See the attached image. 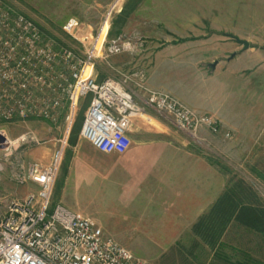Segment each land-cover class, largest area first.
I'll return each instance as SVG.
<instances>
[{
    "label": "rangeland",
    "instance_id": "1",
    "mask_svg": "<svg viewBox=\"0 0 264 264\" xmlns=\"http://www.w3.org/2000/svg\"><path fill=\"white\" fill-rule=\"evenodd\" d=\"M3 1L15 11L33 19L44 36L48 37L46 39L78 52L81 49L79 42L62 30L63 23L72 16L79 18L83 24L82 34L89 33L88 27L92 30L93 39H84V43H93L114 0ZM133 2L131 0L127 6L126 0H122L121 11H112L105 43L107 48L111 40L118 37V42H131L130 49L110 54L105 59L97 57L94 66L96 80L127 78L125 85L140 94L132 74L142 70L144 80L150 87L170 92L199 113L207 109L206 112L221 115L228 126L235 127L234 130L226 131V124L216 133L208 129L206 132L200 130L197 138H194L176 129L155 110L148 109L155 119L170 130L166 131L175 140L190 143L216 162L224 172L225 187L242 180L251 186L247 192H252L255 201L264 206V178L259 175V172L264 173V117L257 116L264 115V0H145L144 4L131 7ZM125 5L128 9L126 13ZM131 8L136 9L129 12ZM123 19L124 23L121 24ZM106 29L104 26L97 39L98 51ZM232 36L248 41L249 47L243 48ZM178 37L187 40L173 42ZM89 97L78 109L74 122L76 126ZM255 114L256 117H252ZM137 121V124L162 131L159 124L144 115H138ZM26 122L33 123L32 127L26 128L19 120L3 123L2 127L10 137L27 130L45 141L59 137L60 132L47 130L46 121ZM52 144L49 141L14 151L4 160L0 180L4 174L10 184L23 185L10 181L11 171L19 164L37 161L32 159L31 148L52 147ZM68 145L69 142L61 167L69 152ZM2 154L0 149V160H3ZM104 161L101 154L91 161L96 172L102 174ZM86 168L85 161L75 165L80 172L86 173ZM81 178L78 173L60 174L54 185L53 201H60L100 223L111 224L109 222L119 216L115 202H112V191L104 186L99 187L94 176L93 180ZM11 195L5 198L6 207L11 200L24 197L14 192ZM217 251L214 260L219 264H264V236L238 224L225 231Z\"/></svg>",
    "mask_w": 264,
    "mask_h": 264
},
{
    "label": "built area",
    "instance_id": "2",
    "mask_svg": "<svg viewBox=\"0 0 264 264\" xmlns=\"http://www.w3.org/2000/svg\"><path fill=\"white\" fill-rule=\"evenodd\" d=\"M120 2L110 3L93 43H84L93 35L90 27L88 34H82L79 18L72 16L63 23L62 30L80 44L77 52L46 39L33 19L0 0V174L4 160L14 151L53 142L47 161L19 164L11 171V180L31 182L37 188L20 200H11L0 216V264H148L105 235L91 217L61 203L52 206L68 137L79 104L88 96L78 136L103 153H123L129 147L128 133L135 119L149 117L145 106L194 138L202 128L213 133L220 130L215 117L191 109L168 91L150 87L142 70L132 74L140 94L125 85L127 78L96 80L97 57L105 59L130 49L131 42H118V37L105 46L109 17L113 10L121 11ZM104 26L107 29L98 51L96 42ZM15 120L46 121L61 134L47 141L31 130L10 137L2 124Z\"/></svg>",
    "mask_w": 264,
    "mask_h": 264
},
{
    "label": "crops",
    "instance_id": "3",
    "mask_svg": "<svg viewBox=\"0 0 264 264\" xmlns=\"http://www.w3.org/2000/svg\"><path fill=\"white\" fill-rule=\"evenodd\" d=\"M144 1L136 0L135 2L134 0L131 7L142 5ZM129 4L131 0H126V5ZM126 5L125 13L128 10ZM135 9L131 8L129 12ZM85 100L80 102L79 108ZM182 102L193 109L186 102ZM148 109L152 108L145 106V114L149 116L147 118L159 124L162 131L146 127L141 123L137 124L138 121L134 122L128 133L131 143L123 153L100 152L90 143L79 138L82 117L77 133L68 137L69 152L65 155L62 167L59 169L55 185L60 174L75 173L76 175L78 173L82 180L89 178L93 180L94 176L99 187L109 188L112 191V202H115L119 216L115 221L113 220L114 223L109 222L111 224L104 221L100 223L97 219L94 221L105 235L114 238L120 245L145 259L148 264H219L214 260L215 255L218 254L219 240L225 231L238 226L239 223L231 221L226 230L221 233L220 238L213 243L202 237L203 230L207 226L200 224L195 227V224L225 190L224 172L215 161L190 143L175 140L167 133L170 130L155 119ZM206 111L207 109L202 114L215 117L220 128H224L227 124L230 129L224 128L226 131L235 129L234 126H228V122L224 121L218 113ZM257 116L264 117V115ZM252 117H256V114ZM61 121L60 119L59 123ZM23 123L26 128L33 125L31 122ZM45 123L47 130L54 129L60 132L50 123ZM206 130L202 128L201 132ZM51 149L52 147L47 145L31 148L32 159L47 161ZM98 154L104 155L102 174L96 172L91 163ZM79 161L87 163L86 173L75 169ZM64 166L66 169L63 171ZM259 175L264 178V173L259 172ZM36 188V185L31 182L23 185L10 184L6 181V176L1 175L0 214H4L6 197L12 196L13 192L23 197L29 192H34ZM51 203L54 206L61 202H54L51 199Z\"/></svg>",
    "mask_w": 264,
    "mask_h": 264
},
{
    "label": "trees",
    "instance_id": "4",
    "mask_svg": "<svg viewBox=\"0 0 264 264\" xmlns=\"http://www.w3.org/2000/svg\"><path fill=\"white\" fill-rule=\"evenodd\" d=\"M124 23V19L121 24ZM187 38L178 37L173 42H183ZM83 114L78 119L81 122ZM78 126L74 125L71 131L76 134ZM74 136V135H73ZM66 167H63V171ZM250 185H246L242 180H236L231 186L225 187L223 193L218 197L207 213L203 214L195 224L206 225L202 237L208 242L217 241L221 233L226 230L231 221H237L246 229L257 231L264 236V206L257 203L253 193H248ZM251 190V188H250Z\"/></svg>",
    "mask_w": 264,
    "mask_h": 264
},
{
    "label": "water",
    "instance_id": "5",
    "mask_svg": "<svg viewBox=\"0 0 264 264\" xmlns=\"http://www.w3.org/2000/svg\"><path fill=\"white\" fill-rule=\"evenodd\" d=\"M232 38L238 43V44H241L243 46V48H248L249 47V42L244 40V39H241L237 36H232ZM3 141V137L0 135V142Z\"/></svg>",
    "mask_w": 264,
    "mask_h": 264
}]
</instances>
